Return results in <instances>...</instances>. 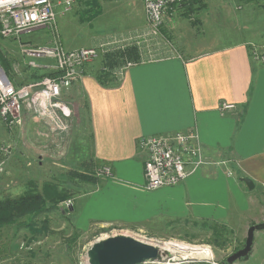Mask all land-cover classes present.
Listing matches in <instances>:
<instances>
[{"label":"crops","instance_id":"0c3cea01","mask_svg":"<svg viewBox=\"0 0 264 264\" xmlns=\"http://www.w3.org/2000/svg\"><path fill=\"white\" fill-rule=\"evenodd\" d=\"M225 1L205 0V12L200 16L197 12L195 17L198 24L210 23V31L205 29V37L194 44V51L188 55L175 50L164 57L136 63L121 78H116L115 86L101 84L93 64H88L81 81L65 93L67 100L78 101L80 123L89 131L93 158L107 162L111 168V174L101 182L109 185V198L99 196L102 189L91 192L79 203L85 220L127 219L125 215L114 214L115 207L111 212L112 191L116 188L124 192L123 198L133 199V211L148 196L162 197L172 208L166 219L193 222L219 219L224 214L223 218H242L251 210L255 203L253 190L241 181L242 177L251 178L254 190L260 186L259 190L264 192V64L252 58V47L264 45V33L260 37L254 35L252 26H248L254 25L255 19L250 22V18L238 25L243 27L240 34L229 33V9ZM136 2L145 17L143 0ZM168 10L170 16H175V10ZM248 15L247 11L243 13L244 18ZM231 20V25L237 22ZM224 102L235 103L237 110L223 115L220 106ZM24 114V119L31 117L18 130L20 134L26 132V142L33 143L32 135L40 141L55 135L48 132L46 123L36 115ZM1 127L0 137L6 140L9 135L21 145L18 134L6 135ZM193 128L199 131L207 160L229 161L234 176H228L226 167L206 164L178 186L145 190L146 153L139 148L140 139ZM101 207H106L111 216L86 217ZM141 216L142 221L152 218Z\"/></svg>","mask_w":264,"mask_h":264},{"label":"rangeland","instance_id":"374dc122","mask_svg":"<svg viewBox=\"0 0 264 264\" xmlns=\"http://www.w3.org/2000/svg\"><path fill=\"white\" fill-rule=\"evenodd\" d=\"M53 1L57 13L55 24L23 33L20 38L22 41L36 45L58 43L67 49L100 48L108 41L115 42L114 49H110L112 47L110 45L104 46V48L108 47V51L104 53L102 51L103 54L89 64H93L96 70L104 68L105 65L109 66L105 60L113 53L119 54V56L112 68L121 67L127 61L154 60L166 56L167 53H174L175 50L186 56L194 51V44L205 37V29L208 28L210 31V23L198 24L195 17L196 14L199 13L200 16L205 12V0L198 2L187 0L183 4L173 6L172 10H175V16H170L169 10H167L161 26L162 37L161 39L153 37L154 40L150 36L143 38L148 24L146 10L144 6V17L140 4L136 0H99L101 11L99 14L97 13L98 15L92 14L96 10L92 11L95 8L93 0H75L72 9L64 13V5H58L59 0ZM224 4L230 10V12L229 10L228 13L226 12L229 16L227 27L229 33L237 31L240 34L243 27L239 28L238 25H241L247 18H250V22L255 19L257 25L254 23L255 27L252 24L246 25L245 28L252 26L256 36H259L261 32L264 33V0H226ZM246 11L249 12V17L244 18L243 13ZM231 19L237 22L231 25L233 22ZM213 31L215 30L213 29ZM222 35L224 36L225 33ZM230 41H234V39H230ZM17 46V39L0 37V58H4L10 64L7 70L16 82L34 83L45 77L46 75L36 79L37 74L34 72L42 74L48 72L27 68L24 60L18 54ZM131 47L137 48L138 60H131L127 57ZM254 47L258 46H253L252 49ZM258 48L264 51V45ZM112 72L115 71L112 70ZM117 76L114 74V78ZM63 98L70 102V108L73 110L71 128L65 134H55L50 130L49 124L37 116L41 122L46 123L48 132L55 135L51 138L41 139V141L32 135L33 143H28L26 142L28 137H25L26 132L20 134L18 129L31 116L25 119L23 116L22 125L13 128H9L0 118L1 128L4 129L6 135L7 133L11 136L18 134L22 141L20 145L16 144L9 135L6 140L5 137H0L2 138L0 141L9 142L13 146L12 156L6 163L5 172L0 176V199L16 198L28 191L41 192L47 183L69 194L67 198L57 204V210L44 212L33 219V224L28 225V218L23 217L17 223L1 227L0 264H89L87 251L90 246L99 238L119 233L129 234L149 242L175 238L191 245L207 244L211 247L215 260L221 263L227 262L228 256L243 248L247 231L251 225L264 222V192L259 190L260 186H257L252 193L255 200L254 206L242 218L239 216H235L234 219L229 216L223 218L224 214L219 219L208 218L196 222L177 218L169 220L166 218L172 214V208L164 198L148 196L147 201L140 204L136 211H133L131 209L133 199L123 198L124 192L116 188L114 193L112 191L111 201L114 202V206L110 204L111 212L113 213L115 207L114 214L125 215L127 219L85 220L81 217L82 214L78 209L79 203L91 192L102 189L99 196L103 195L109 198V185L106 186L101 182L104 176L110 174L104 172V166L96 165L97 160L92 155L89 131H85L84 125L80 123L81 114L76 105L77 99ZM235 110H237V106L231 111ZM23 115L25 114L23 113ZM33 123L38 124L36 121ZM232 176H234V172ZM129 199H131L130 203ZM117 200H120L119 204ZM72 204H74V210L68 211L72 208ZM214 208L215 206L211 207V209ZM228 210H224V212L227 213ZM141 215L152 218L149 221H142L144 218ZM88 216L108 217L111 216V213L106 207H101L100 211L94 215H86L87 218ZM129 216L130 218H128ZM182 250L186 249L182 248ZM176 251L179 250L174 252ZM168 254L179 255L177 253ZM188 255L190 253L187 251L183 257H188ZM233 264H264V229L256 231L253 250L249 258L238 260Z\"/></svg>","mask_w":264,"mask_h":264},{"label":"built area","instance_id":"2783aa9c","mask_svg":"<svg viewBox=\"0 0 264 264\" xmlns=\"http://www.w3.org/2000/svg\"><path fill=\"white\" fill-rule=\"evenodd\" d=\"M185 1L187 0H143L148 23L143 38L150 36L152 40L153 37L161 39V26L167 10ZM74 2L75 0H59L57 4L64 5V13L72 9ZM56 18L53 0H0V37L18 40V54L27 68L51 73L34 83H18L6 70L0 58V118L9 128L22 125L23 113L29 112L47 122L55 134L69 132L73 110L70 108V102L63 98L65 93L81 80L88 64L108 51V47L104 46L110 45V49H114L115 42L110 41L101 45V49H67L58 43L36 45L20 38L23 33L54 25ZM252 58L264 64V51L254 47ZM136 63L139 62L127 61L121 67L113 68V73L116 76L118 74L116 78H121L125 70ZM104 69L111 68L106 65ZM236 106L235 103L224 102L220 106V112L224 115ZM139 148L146 153L143 188L147 191L178 185L206 164L226 167L228 176L233 174L229 161L207 160L196 128L168 135L144 137L139 141ZM12 153V144L0 141V176L5 172L6 163ZM103 169L105 173L111 174L110 167L104 166ZM150 242L158 245L160 249L170 246L174 251L181 245H187L189 249L184 252H192L197 256L169 255L160 260L149 259L142 264H230L216 261L211 247L207 244L191 245L175 238Z\"/></svg>","mask_w":264,"mask_h":264},{"label":"trees","instance_id":"16d2710c","mask_svg":"<svg viewBox=\"0 0 264 264\" xmlns=\"http://www.w3.org/2000/svg\"><path fill=\"white\" fill-rule=\"evenodd\" d=\"M191 1L198 2L200 0H191ZM99 4H100L99 0H93V5L95 6V8L92 11H94L95 9L96 10L92 14L96 15L97 13L98 14L100 13L101 10L99 8ZM134 46L138 47L137 45ZM133 47H131L132 49L129 50L130 52L127 57L131 60H138L139 59L138 50L136 47L135 48ZM118 56L119 54L113 53L106 57L105 61L110 66L111 68L110 70H105L103 67L99 70H96L95 73L96 77L101 84L107 86L116 85L117 83L116 77L114 78L112 67L117 62ZM2 61L7 70L10 67V64L4 58H2ZM34 73L37 74L36 79L51 74L49 72L43 74L38 72H34ZM96 165H100L102 167L108 164L105 161L97 160ZM67 194L64 191L60 190L58 187H55L54 185L47 183L44 185L41 192L28 191L16 198L0 199V229L1 227L7 224L17 223L18 220L23 217L28 218V222H27L28 225L33 224L34 223L33 219H36L39 215L43 214L44 212L57 210V204L60 203L65 198H67L69 196V194L68 195ZM71 209L74 210V204L72 205V208H70V210L68 211H71Z\"/></svg>","mask_w":264,"mask_h":264},{"label":"water","instance_id":"95a60500","mask_svg":"<svg viewBox=\"0 0 264 264\" xmlns=\"http://www.w3.org/2000/svg\"><path fill=\"white\" fill-rule=\"evenodd\" d=\"M241 181L250 191L254 190L255 182L251 178L242 177ZM263 229L264 222L251 225L243 248L228 256L227 262L233 264L249 258L254 246L255 233ZM161 255L158 245L122 233L97 239L87 251L89 264H142L147 259H159Z\"/></svg>","mask_w":264,"mask_h":264},{"label":"bare ground","instance_id":"6f19581e","mask_svg":"<svg viewBox=\"0 0 264 264\" xmlns=\"http://www.w3.org/2000/svg\"><path fill=\"white\" fill-rule=\"evenodd\" d=\"M180 247H182V248H184V249H189V247L187 246V245H181ZM182 248H179L178 250L179 251H176V252H174L173 251V249H171L169 246L167 247L166 246V248H161V253H162V255H161V257L159 258V259H155V260H160L162 257H164V256H169V254L168 253H174V254H181L182 256H183V254H185V252L182 250ZM190 253V255H194V256H197V254H194V253H192V252H189ZM193 256V257H194ZM147 260H149V259H147ZM146 261V260H145ZM143 263V262H142Z\"/></svg>","mask_w":264,"mask_h":264}]
</instances>
